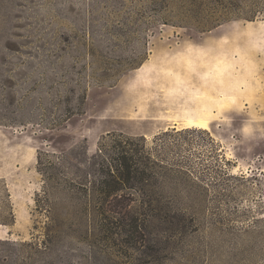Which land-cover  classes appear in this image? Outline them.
I'll return each mask as SVG.
<instances>
[{"label": "rangeland", "instance_id": "374dc122", "mask_svg": "<svg viewBox=\"0 0 264 264\" xmlns=\"http://www.w3.org/2000/svg\"><path fill=\"white\" fill-rule=\"evenodd\" d=\"M218 1L0 0V264H264V0Z\"/></svg>", "mask_w": 264, "mask_h": 264}, {"label": "trees", "instance_id": "16d2710c", "mask_svg": "<svg viewBox=\"0 0 264 264\" xmlns=\"http://www.w3.org/2000/svg\"><path fill=\"white\" fill-rule=\"evenodd\" d=\"M220 7L227 9L222 1H218ZM116 147V145H114ZM119 151L116 152L117 157L112 158L108 164L110 167L117 171L116 179L113 180L112 185L107 189H102L101 193L104 195H118L122 190V185L134 184L135 186H143L145 179L152 177L149 173V165L144 162H135L132 156H129V151L126 147H123L121 143L117 144ZM103 150V149H101ZM115 164V165H114ZM138 184V185H136ZM133 187V186H131ZM143 209H140L139 213L141 215H159L160 213L169 212H183V210L172 209L170 204L166 205H154L150 201H142ZM188 209H185V213ZM190 212V211H188Z\"/></svg>", "mask_w": 264, "mask_h": 264}, {"label": "bare ground", "instance_id": "6f19581e", "mask_svg": "<svg viewBox=\"0 0 264 264\" xmlns=\"http://www.w3.org/2000/svg\"><path fill=\"white\" fill-rule=\"evenodd\" d=\"M184 61L186 62V64L188 66H191L194 63L192 60L189 61L188 59H185ZM213 63H215V62H213ZM216 63H221V62L218 61ZM214 65H215V67L217 69V68L220 67L221 64H218V65L214 64ZM232 98H234L233 94L225 95L224 98L218 99L216 101V103H217V105L219 107L222 108V107H224V105H225L224 103L226 102V100L232 99ZM199 112L204 114V115L203 116H199L198 118H195L193 116L188 117L187 118L188 122L185 124V126H179L177 121H175L172 126L174 128H177V129L178 128H183V127H198V128H201V129H208L209 126H210L211 120H212L211 115H210V111H207L206 109H200Z\"/></svg>", "mask_w": 264, "mask_h": 264}]
</instances>
